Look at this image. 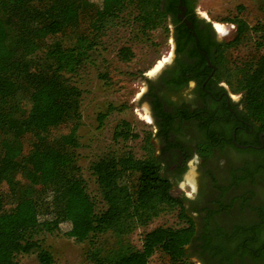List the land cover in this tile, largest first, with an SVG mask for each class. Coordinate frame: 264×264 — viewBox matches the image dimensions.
Wrapping results in <instances>:
<instances>
[{
  "label": "trees",
  "instance_id": "1",
  "mask_svg": "<svg viewBox=\"0 0 264 264\" xmlns=\"http://www.w3.org/2000/svg\"><path fill=\"white\" fill-rule=\"evenodd\" d=\"M164 3L0 0V264H19L16 255L33 251L39 264H58L39 236L60 232L62 225H68L65 236L88 244L86 258L94 264H147L156 251L171 263L185 257L192 225L158 226L144 233L140 248L129 241L135 229L176 205L149 136L143 158L124 151L91 164L105 204L97 209L77 164L82 90L66 77L90 60L126 10L144 34L167 28ZM230 22L234 37L211 54L213 77L241 95V114L264 135V23L241 17ZM248 42L251 52L232 55ZM120 53L127 60L133 55L128 47ZM115 136L127 139V128Z\"/></svg>",
  "mask_w": 264,
  "mask_h": 264
},
{
  "label": "flooded vegetation",
  "instance_id": "2",
  "mask_svg": "<svg viewBox=\"0 0 264 264\" xmlns=\"http://www.w3.org/2000/svg\"><path fill=\"white\" fill-rule=\"evenodd\" d=\"M164 5L172 50L157 70L145 72L138 95L151 119L152 153L176 200L179 228L193 227L184 258L264 264V135L241 114L239 94L213 77L211 54L225 40L197 11L196 0ZM191 166L194 188L184 176Z\"/></svg>",
  "mask_w": 264,
  "mask_h": 264
},
{
  "label": "rangeland",
  "instance_id": "3",
  "mask_svg": "<svg viewBox=\"0 0 264 264\" xmlns=\"http://www.w3.org/2000/svg\"><path fill=\"white\" fill-rule=\"evenodd\" d=\"M100 4L101 0H90ZM263 0H196V9L212 25L220 22L225 25L223 32L215 31L218 39L231 40L235 35V25L230 21L236 17L245 19L249 24L264 23L262 12ZM204 15H203V14ZM229 20V21H226ZM215 27V25H214ZM216 29V28H215ZM71 31L61 35L67 43ZM171 30L159 27L148 34L142 33L132 20L129 11H124L120 19L110 25L101 36L90 60L75 74H66L71 84L82 90L80 98L81 123L77 130L80 146L76 149L77 164L85 180L87 191L96 200L98 210L105 208L98 190L96 178L91 171V164L108 154H120L124 151L136 158L146 156L145 138L151 137L152 126L147 106L139 97L144 89L145 72L157 70L156 65L172 50ZM251 42L241 44L232 50V55L243 57L252 51ZM130 48L133 55L127 60L120 53L121 48ZM163 62V61H162ZM239 94V93H238ZM240 98L241 95L239 94ZM104 114L103 118H100ZM126 125V126H124ZM127 128V139L115 136V132ZM154 150L155 146H154ZM241 158L243 154H232ZM193 172L189 181L188 173ZM194 188V169L184 175ZM186 191L191 189L185 187ZM178 194V190H174ZM264 196V190L260 191ZM243 197V196H242ZM179 228L178 208H167L146 226L138 227L129 236L130 243L140 248L144 233L158 227ZM68 225H62L61 231L40 235L43 248L52 251L58 264H94L86 258L87 243L76 242L63 232ZM19 264H39L36 251L30 254H18ZM191 262V263H190ZM183 258L171 263L168 256L156 251L147 264H194Z\"/></svg>",
  "mask_w": 264,
  "mask_h": 264
},
{
  "label": "bare ground",
  "instance_id": "4",
  "mask_svg": "<svg viewBox=\"0 0 264 264\" xmlns=\"http://www.w3.org/2000/svg\"><path fill=\"white\" fill-rule=\"evenodd\" d=\"M214 25H215V28H216V30H217L218 32H223V31L226 30L225 25L222 24V23H220V22H215ZM162 63H163L162 61H159V63L156 65V68L160 67V66L162 65ZM191 168H193V167L191 166ZM191 168H190V169H191ZM191 173H193V172H189V173H188V179H189V181L193 179Z\"/></svg>",
  "mask_w": 264,
  "mask_h": 264
},
{
  "label": "water",
  "instance_id": "5",
  "mask_svg": "<svg viewBox=\"0 0 264 264\" xmlns=\"http://www.w3.org/2000/svg\"><path fill=\"white\" fill-rule=\"evenodd\" d=\"M212 67H213V65H211ZM211 75V74H210ZM237 146L238 147H240V148H245V147H247L246 145H240V144H237Z\"/></svg>",
  "mask_w": 264,
  "mask_h": 264
}]
</instances>
